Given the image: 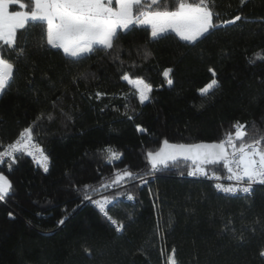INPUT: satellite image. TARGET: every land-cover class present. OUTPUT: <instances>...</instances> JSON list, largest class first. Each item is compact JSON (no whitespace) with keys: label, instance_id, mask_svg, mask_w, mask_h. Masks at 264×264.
<instances>
[{"label":"trees","instance_id":"obj_1","mask_svg":"<svg viewBox=\"0 0 264 264\" xmlns=\"http://www.w3.org/2000/svg\"><path fill=\"white\" fill-rule=\"evenodd\" d=\"M212 6L221 19L242 14V21L195 45L173 33L152 41L150 28L133 26L115 49L79 62L41 47L40 26L18 33L24 51L9 50L6 57L16 70L0 95V150L32 126L50 164L45 173L17 154L11 171L8 160L0 165L14 189L0 202V264H168L173 248L178 264H264V185H255L250 196H233L208 177H188L189 163L151 172L146 157L164 139L217 142L235 121L264 133V60L256 59L264 55V0L243 6L214 0ZM144 49L151 52L147 59ZM167 68L173 69L171 86L162 75ZM124 73L153 86L149 101L139 103ZM213 78L218 85L201 95ZM97 92L106 95L97 99ZM107 146L122 154L119 159L107 158ZM207 167L226 183L222 164ZM125 169L143 180L113 185ZM85 185L93 200L115 197L109 214L125 224L122 233L82 199Z\"/></svg>","mask_w":264,"mask_h":264},{"label":"snow or ice","instance_id":"obj_2","mask_svg":"<svg viewBox=\"0 0 264 264\" xmlns=\"http://www.w3.org/2000/svg\"><path fill=\"white\" fill-rule=\"evenodd\" d=\"M246 2L247 0H240V5L243 6ZM213 3L214 0H115L114 7V0H0V95L11 87L16 70L15 63L6 57L9 50L16 51L18 55L23 54L24 50L18 47V33L29 26L43 28L41 47L47 45L60 49L64 56L79 62L97 52L115 49L120 35L130 32L133 26L150 28L152 41L167 38L169 33H173L180 41L195 45L215 30L242 21V14H236L227 20L221 19L219 13L214 11ZM13 6L19 10H12ZM150 56L151 52L144 49L143 58ZM114 59L119 60V56ZM256 59L264 60V55L258 54ZM120 63L123 64V61ZM209 71L215 77V69ZM172 73V68H167L162 73L169 86L173 84ZM121 79L132 86L140 104L151 99L153 86L147 80L142 77L133 78L129 73L122 74ZM217 85L218 81L213 78L199 92L207 95ZM95 95L99 99L106 93L97 92ZM137 127L139 131H145L142 127ZM231 128L217 142L170 143L164 139L158 150L146 153L150 171L155 172L161 167L178 162H190L191 170L188 175L205 176L217 181L214 187L220 192L233 196H250L254 185H264V133L259 130L250 132L247 123L240 121H235ZM104 151L109 160L119 159L122 155L110 146ZM17 154H26L45 173L48 172L50 158L35 141L32 126L24 128L17 139L3 146V150H0V164L5 163V158H8V168L11 171ZM218 164L223 165L227 171V179L234 183L225 185L219 182L221 176L215 172L210 175L207 166ZM137 178L143 180L142 176L130 170L118 171L113 185L125 179ZM109 186L102 185L105 189ZM89 187L91 186H84L85 194L82 199L93 202L115 231L122 233L125 224L109 214L108 206L113 204L115 197L104 196L93 200L87 191ZM13 190L12 181L0 171V202L5 201ZM127 199L133 200L134 196L129 193ZM8 216L15 218L12 212ZM65 219L66 217L60 219L58 225H63ZM260 255L264 257V250H261ZM168 264H178L174 248L168 257Z\"/></svg>","mask_w":264,"mask_h":264},{"label":"built area","instance_id":"obj_3","mask_svg":"<svg viewBox=\"0 0 264 264\" xmlns=\"http://www.w3.org/2000/svg\"><path fill=\"white\" fill-rule=\"evenodd\" d=\"M6 160H8V158H5V161ZM3 164V163H2ZM1 165V164H0ZM189 172V171H188ZM188 175V174H187ZM188 177H190V178H196V179H199V178H203V177H205V176H200V175H197V176H191V175H188ZM209 178V177H208ZM209 179H211V178H209ZM212 181H214L215 183L217 182V181H215V180H213V179H211ZM220 183H223V184H225V185H228V184H231V183H234L233 181H229L228 179H227V181H226V183L224 182V181H222V180H220L219 181ZM255 186V185H254ZM230 195H232V194H230Z\"/></svg>","mask_w":264,"mask_h":264},{"label":"rangeland","instance_id":"obj_4","mask_svg":"<svg viewBox=\"0 0 264 264\" xmlns=\"http://www.w3.org/2000/svg\"><path fill=\"white\" fill-rule=\"evenodd\" d=\"M113 6H114V7L116 6V4H115V0H114V4H113Z\"/></svg>","mask_w":264,"mask_h":264},{"label":"water","instance_id":"obj_5","mask_svg":"<svg viewBox=\"0 0 264 264\" xmlns=\"http://www.w3.org/2000/svg\"><path fill=\"white\" fill-rule=\"evenodd\" d=\"M161 146H162V144H161ZM185 163H189L190 164V162H185Z\"/></svg>","mask_w":264,"mask_h":264}]
</instances>
